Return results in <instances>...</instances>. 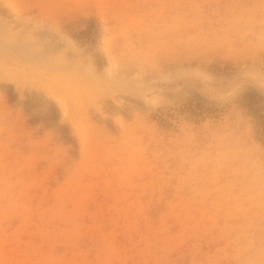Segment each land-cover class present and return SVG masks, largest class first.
<instances>
[{
	"label": "rangeland",
	"instance_id": "rangeland-1",
	"mask_svg": "<svg viewBox=\"0 0 264 264\" xmlns=\"http://www.w3.org/2000/svg\"><path fill=\"white\" fill-rule=\"evenodd\" d=\"M0 12V264H264V0Z\"/></svg>",
	"mask_w": 264,
	"mask_h": 264
},
{
	"label": "bare ground",
	"instance_id": "bare-ground-1",
	"mask_svg": "<svg viewBox=\"0 0 264 264\" xmlns=\"http://www.w3.org/2000/svg\"><path fill=\"white\" fill-rule=\"evenodd\" d=\"M11 31L13 30L9 22L0 21V79L1 81L9 82L12 81L10 77H15L13 70V68H16L17 66V64L15 65V57H20L25 60H34L45 58L57 51L51 46L53 45L52 42H50L49 46L45 47L43 51H35V44L29 38H20L19 40H14L16 38H14L13 35L10 37H13L14 41L6 38L7 34H10ZM109 78L112 79V76H109Z\"/></svg>",
	"mask_w": 264,
	"mask_h": 264
}]
</instances>
